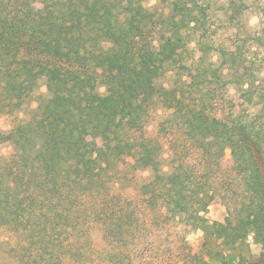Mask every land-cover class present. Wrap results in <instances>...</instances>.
Returning <instances> with one entry per match:
<instances>
[{
    "label": "trees",
    "instance_id": "trees-1",
    "mask_svg": "<svg viewBox=\"0 0 264 264\" xmlns=\"http://www.w3.org/2000/svg\"><path fill=\"white\" fill-rule=\"evenodd\" d=\"M252 2L261 6L255 38L264 48V0ZM229 10L231 20L242 12L236 0H230ZM194 11L179 10L161 21L168 31L154 48L149 41L154 12L144 0H41L38 8L34 0H0V115L21 110L41 78L49 92L29 119L9 132L0 130V143L13 147L0 162V226L21 224L42 243L49 226L62 223L72 232L70 256L87 260L83 239L91 242L92 230L100 229L115 245L131 226L136 212L114 191L113 179L120 163L131 158L135 170L150 173L138 187L145 208L186 216L231 245L253 234L263 248L259 260L241 263L264 264V84L251 77L237 49L227 48L223 66L233 69L242 98L263 107L220 117L208 109L216 98L187 101L182 86L156 84L160 69L178 60L182 29L196 22ZM217 74L214 80H220ZM190 81L196 84L197 76ZM155 95L191 143L188 155L172 157L169 171L162 167L160 142L143 131ZM98 130L107 139L105 149L89 143ZM207 134H215L219 151L204 141ZM226 149L234 171L229 185L214 164ZM218 195L230 200L228 215L224 222H211L201 208ZM189 264L214 263L194 257Z\"/></svg>",
    "mask_w": 264,
    "mask_h": 264
},
{
    "label": "rangeland",
    "instance_id": "rangeland-1",
    "mask_svg": "<svg viewBox=\"0 0 264 264\" xmlns=\"http://www.w3.org/2000/svg\"><path fill=\"white\" fill-rule=\"evenodd\" d=\"M40 1L34 0L36 8L40 7ZM236 1L242 12L238 19L231 20L230 0H144L145 6L154 12L155 25L149 31V41L154 48L159 47L168 31L161 21L173 13L179 14V10L195 9L196 22L193 21L188 28L182 29L185 42L178 60L160 69L156 84L159 88L182 86L186 89L187 101L202 97L216 98L217 104L209 106L208 109L220 117L247 114L263 107V102L251 105L242 98L240 86L234 82L233 69L223 66L222 50L237 49L239 59L249 68L251 77L264 84V48L258 46L255 38L263 21L261 6H256L253 0ZM203 71L208 73L203 75ZM214 72H218L220 80H214ZM192 75L197 76L198 82L190 86ZM98 90L105 93V86L100 84ZM48 95L46 81L41 78L28 103L21 110L0 115V130L9 132L20 122L29 119L37 110L40 101ZM173 118L172 111L164 105L162 98L155 95L143 131L147 137L160 142L163 148L162 167L165 171L171 169L172 157L175 159L188 155L191 145L186 140L187 130L179 126ZM166 120L170 123L163 128L162 123ZM93 135L88 137L89 143L93 145L96 141L101 149H105V135L99 130ZM180 136L179 141H176ZM204 141L220 150L221 143L215 134H207ZM12 152L10 143H0V162H5ZM132 162L131 158L121 162L120 171L113 178L114 191L122 199H129L130 213L133 210L136 212L129 218L132 221L131 226L124 227L123 234L115 245L105 238L106 233L94 229L91 232V242L83 239L88 254L87 260H83L70 256L67 242L72 232L62 223L50 225L51 228L44 234L42 243L32 235L33 229L26 231L21 224L0 226V264H129L131 260L134 264H189L194 257L214 264L222 261L243 264L241 262L245 260H259L263 248L255 241L253 234L231 245L212 234H205L186 216L173 218L166 212L145 208L138 187L150 178V173L135 170L131 166ZM214 164L224 173V183L226 181L227 185L231 184L234 171L230 150L226 149L224 155L220 156L219 164ZM228 202V198L225 202L218 195L206 209L201 208L202 214L211 222H224L228 215ZM230 204L233 208L235 202ZM35 249H39L38 252ZM75 255L79 257L80 253Z\"/></svg>",
    "mask_w": 264,
    "mask_h": 264
}]
</instances>
